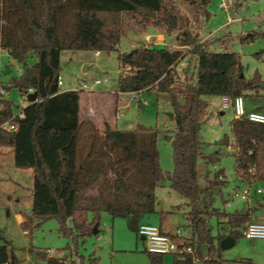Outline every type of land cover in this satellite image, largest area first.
Instances as JSON below:
<instances>
[{"label":"trees","instance_id":"obj_1","mask_svg":"<svg viewBox=\"0 0 264 264\" xmlns=\"http://www.w3.org/2000/svg\"><path fill=\"white\" fill-rule=\"evenodd\" d=\"M0 47L22 65V71L2 83L0 125L14 115L17 104L8 96L12 89L25 94L38 92V101L24 108L18 131L0 128V147L9 148L14 167L32 171L31 211L22 228L31 238L40 224L55 217L59 232L72 244L51 253L38 249L36 257L45 264H100V257L88 259L80 252V239L101 232L104 213L127 219L137 232L142 220L157 212L156 189L165 180L170 188L187 199L186 215L192 229V244L202 264H221L216 257L226 237L213 234L210 217L226 222L228 235L236 240L241 228L251 221V211L227 212L214 206L210 197L205 206L201 195L226 185L224 169L200 180L199 161L215 164L221 152L205 154L201 130L209 119L211 96L243 95L251 108L264 112V80L261 74L247 77L241 55L230 51H209L203 44L200 24L209 18L213 0H184L192 15L184 13L175 0H2ZM137 25L152 23L168 35L177 32V47L145 46L140 49L152 57L136 53L120 56L129 70L118 80L120 93L151 92L164 97L171 107L175 129L172 133L173 169L161 165L158 147L160 131L137 124L131 128L101 130L91 120L80 119V89L62 90L58 86L63 50H118L126 33V21ZM194 23L199 24L192 28ZM264 38V31L243 36V41ZM196 59V76L185 80L183 90L178 65L186 57L185 48ZM264 61V48L256 53ZM137 57V58H136ZM35 58L34 63L30 59ZM125 66V65H123ZM138 99V98H137ZM138 103H142L138 101ZM219 147L234 148L237 177L252 185L264 183V124L247 118H233L230 133L216 141ZM71 220V225L68 221ZM0 264H20L0 235ZM148 252L150 264H165L164 255ZM176 257L173 264H190Z\"/></svg>","mask_w":264,"mask_h":264},{"label":"rangeland","instance_id":"obj_2","mask_svg":"<svg viewBox=\"0 0 264 264\" xmlns=\"http://www.w3.org/2000/svg\"><path fill=\"white\" fill-rule=\"evenodd\" d=\"M177 6L189 16L192 15L191 7L184 0H175ZM2 0H0V25ZM222 2L227 3V9L222 8ZM211 16L203 18L200 24L201 38L203 44L209 51H230L241 55V60L245 66L247 77H253L256 73L261 74L264 80V61L257 58L256 53L264 48V38L258 37L254 41H243V36L254 31H264V0H213L208 7ZM199 24L194 23L192 28ZM159 30V29H158ZM167 46L177 47V32L167 34L164 30ZM157 35V29L152 23L141 25L135 24L130 19L126 21V35L137 36L139 43L145 42L147 35ZM152 46V43H147ZM187 59L178 67L179 81L176 87L183 90L186 77L196 76V59L189 53L188 47L184 49ZM131 52V46L125 38L121 41L118 50L107 52L101 51L96 55L95 50H63L61 53V72L63 76L64 88L72 87L83 92V104H89L97 109L96 115L110 117L114 120L119 129H126L130 126L142 124L156 128L160 131L158 147L161 154V165L166 171L173 169V146L172 133L175 123L171 117V107L164 97L158 98L151 92H143L138 99L128 93L118 91V80L123 68L127 71L126 60L121 63L120 53ZM137 58V57H136ZM35 58L30 59V63L35 62ZM0 61L3 67L10 66L12 73L1 74V83H6L12 76H17L22 71V65L13 61L5 50L0 51ZM125 65V66H123ZM3 70V69H2ZM100 79L102 83L91 88L92 84ZM105 79H107L105 81ZM87 85L86 87L84 85ZM18 105L21 93L17 89H12L8 94ZM246 105L251 106L246 97ZM209 119L201 130V139L205 143V154L215 151L221 152V159L215 164L206 165L203 159L199 161V175L201 182L204 181V174L207 170L210 177L217 169H224L225 175L222 179L227 181L226 185L219 189H213L201 195V205L205 206L213 196L214 206L225 209L227 212H234L242 209L245 200L236 196L235 192H242L247 187L246 182L240 180L235 171L234 152L227 147H219L216 141L230 133V122L235 118L232 108L224 109L222 106V96H211ZM141 101L133 105L132 101ZM144 106V108L142 107ZM120 113V116H117ZM216 166V168H215ZM157 213L151 214L142 220V223L158 225L162 215H165L163 224L171 233L178 228L190 234L192 232L187 218V199L170 188V181L165 180L157 190ZM254 199L250 197L249 200ZM226 201V202H225ZM248 201V200H247ZM230 202V203H229ZM255 202V201H254ZM246 208V207H245ZM167 211V212H164ZM264 214V209H259L257 216ZM101 232L90 235L84 240L80 239V252L88 259L90 255L100 257V264H150L148 252L145 248V241L133 231L126 218H113L109 213H104L101 220ZM251 220L248 223L256 222ZM69 220L68 224L71 225ZM208 223L213 227V232H221L227 235L224 230L226 222L218 217H210ZM246 223V225L248 224ZM9 232L5 235L11 242V247L16 251L20 264H44L39 260L35 252L38 249L58 250L72 244V239L59 232V221L52 217L44 220L40 226L34 230L30 238L25 231L10 221ZM242 227L241 230H243ZM24 230V229H23ZM3 241L0 240V243ZM52 253V252H51ZM19 255V256H18ZM178 255V254H177ZM174 254L164 255L166 264H172ZM179 257L181 255H178ZM184 257V256H183ZM216 257L222 260V264H264V238L248 239L240 236L235 244L230 248H220ZM182 258V257H180Z\"/></svg>","mask_w":264,"mask_h":264},{"label":"crops","instance_id":"obj_3","mask_svg":"<svg viewBox=\"0 0 264 264\" xmlns=\"http://www.w3.org/2000/svg\"><path fill=\"white\" fill-rule=\"evenodd\" d=\"M224 9H227V8H224ZM157 32H158V34L154 35V36L147 34V35L151 36V39H149V40L146 39V36H147L146 35L144 37L145 40H142L145 42H140V43H139L137 36H135V37L133 35L127 36L125 33V35L122 37V40H123V38H125L126 41H128V43L131 46V52H129V51L122 52V53H120V56L129 55V54L132 55V54L136 53L140 57L147 56L150 59H152V57L150 55H148L144 52H140V49L142 47H145V46L147 47L148 46L147 43H152L153 45H156V46H167L168 42L166 41L165 34L160 32L158 29H157ZM201 41L204 42V39L202 38ZM120 44H121V42H120ZM120 44H119V46H120ZM119 46H118V48H119ZM188 49H190V48H188ZM95 52H97V51H95ZM100 54L96 53V55H100ZM187 57L188 56H186L181 61V63L184 62V60L187 59ZM64 84L65 83H63V86H64ZM61 89L62 90H71L74 88L62 87ZM128 94L132 95V93H128ZM141 94L142 93H139V96ZM82 98H83V92L81 91V98H80V119L81 120H91L101 130L104 129V123L105 122H108L112 128H118V126L115 124V122L112 118L106 117L105 115L97 116L96 115L97 109L92 107L91 105H89L87 103L83 104ZM134 101H136V100H133L132 104L137 105L138 101H136V104L133 103ZM215 168H216V166H215ZM246 184H247V186L249 185L247 182H246ZM31 185H32V171L30 169L22 170V169H18L16 167H14L13 156H12L11 150L9 148H1L0 147V235H2L3 238H5L6 240H8V239L6 238L5 235L10 230L9 224H10V221H12V220L14 221L15 225L21 229L22 233H25V230H23V228H22V223L25 220V214L29 213L31 211V205H32V200L30 197ZM254 185L255 186L261 185L262 186V185H264V183L256 182V183H254ZM158 188H159V186L156 189V197H157V193H158L157 192ZM262 208L264 209V196L258 195V196H254V199H251L248 201L245 200L244 207L242 209H236V211H234V212L250 210L251 211V220L264 221V214H262L260 216L256 215V213L259 211V209H262ZM221 210H225V209H221ZM157 212H158V210H157ZM164 212H167V211L164 210ZM150 217L151 216H149V218ZM164 223H165V215L163 214L161 217L159 226L163 229V231L171 233V230H167V228H165V226L163 225ZM225 227H227V225H225ZM225 227H223V229ZM218 233H219V231H218ZM218 233L213 232L214 235H217ZM185 236L187 238L191 239L193 236V232H191L190 234H188L186 232ZM227 236H228V234H227ZM141 238L145 241V239L143 237H141ZM8 242H9V250L15 254H18V253H16L15 249L13 247H11V242L9 240H8ZM145 248H146V241H145ZM176 257L179 258L180 260H184V258H185V256L184 257L180 256V257H182V258H180L177 254H174L172 264L174 263ZM221 264H222V260H221Z\"/></svg>","mask_w":264,"mask_h":264},{"label":"built area","instance_id":"obj_4","mask_svg":"<svg viewBox=\"0 0 264 264\" xmlns=\"http://www.w3.org/2000/svg\"><path fill=\"white\" fill-rule=\"evenodd\" d=\"M223 8H227V3L222 2L221 5ZM146 39H151L150 35L146 36ZM3 50L0 47V51ZM7 52V51H6ZM97 54H100L101 51L97 50ZM13 60V59H12ZM15 61V60H13ZM3 69V70H2ZM4 69L1 65L0 61V76L4 74ZM123 70H125L123 68ZM107 79H105L106 81ZM63 76L60 74L58 76V86L61 89L63 87ZM102 81L100 79L96 80L91 88L100 85ZM87 86L86 84L84 85ZM35 92L33 88H29L25 94H21V99L19 104L17 105V109L9 120L2 123L0 128L11 130V131H18L20 127L19 119L24 117V108L30 103L28 100V95L30 93ZM0 94H6L4 87L0 81ZM136 97H139L138 93H132ZM222 106L224 109L232 108L234 111V115L236 118H247L250 121L263 123L264 124V112L256 111V110H248L246 101L243 95H238L235 97L231 96H223L222 97ZM120 116V113L118 114ZM229 150L234 151V148L229 147ZM223 178V177H220ZM236 196H240L244 200H249L250 197L263 195L264 196V185L255 186L254 184L248 185L242 192L235 193ZM242 234L244 237L248 239H257V238H264V221H256L251 222L246 225V227L242 230ZM138 235L144 237L146 241V250L153 253L159 254H178L181 256L190 255L191 256V263L190 264H202L204 260L210 258L208 254H204L201 256L196 252L192 244V239L187 238L185 236L184 230L178 228L173 233H168L163 231V229L155 224L151 223H141L138 229ZM52 253H55L56 250H51Z\"/></svg>","mask_w":264,"mask_h":264},{"label":"water","instance_id":"obj_5","mask_svg":"<svg viewBox=\"0 0 264 264\" xmlns=\"http://www.w3.org/2000/svg\"><path fill=\"white\" fill-rule=\"evenodd\" d=\"M5 75H9V74H11L12 73V69H11V67L10 66H6L5 67V69H4V72H3ZM261 85H263L264 86V83H262ZM28 100H29V102L30 103H34V102H37L38 101V92L37 91H35V92H33V93H30L29 95H28ZM134 104H136V101H134L133 102ZM143 108H144V106H142ZM171 117L173 118L174 117V114L173 113H171ZM132 126H130L129 128H131ZM172 137H170V139H171ZM94 233L95 234H98V230H97V228H95V230H94ZM144 238V237H143ZM234 243H235V239L232 237V236H226V237H224L222 240H221V242H220V246H221V248H223V249H226V248H230L231 246H233L234 245Z\"/></svg>","mask_w":264,"mask_h":264}]
</instances>
